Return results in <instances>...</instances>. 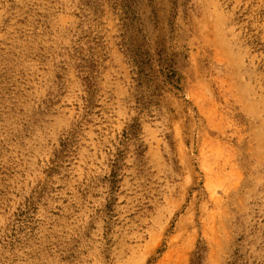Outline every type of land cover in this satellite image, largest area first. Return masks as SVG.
Listing matches in <instances>:
<instances>
[{
    "label": "rangeland",
    "instance_id": "1",
    "mask_svg": "<svg viewBox=\"0 0 264 264\" xmlns=\"http://www.w3.org/2000/svg\"><path fill=\"white\" fill-rule=\"evenodd\" d=\"M0 264H264V0H0Z\"/></svg>",
    "mask_w": 264,
    "mask_h": 264
}]
</instances>
